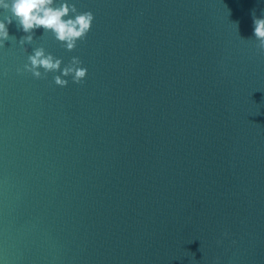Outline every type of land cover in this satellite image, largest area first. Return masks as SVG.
<instances>
[{"label":"water","instance_id":"obj_1","mask_svg":"<svg viewBox=\"0 0 264 264\" xmlns=\"http://www.w3.org/2000/svg\"><path fill=\"white\" fill-rule=\"evenodd\" d=\"M66 2L73 50L0 46V264H264V0ZM36 47L83 82L24 71Z\"/></svg>","mask_w":264,"mask_h":264},{"label":"clouds","instance_id":"obj_2","mask_svg":"<svg viewBox=\"0 0 264 264\" xmlns=\"http://www.w3.org/2000/svg\"><path fill=\"white\" fill-rule=\"evenodd\" d=\"M0 10L9 13L0 20V46H4L6 40L15 39L9 36L7 28V25L15 21L18 30L26 33L19 40L21 46L26 43L31 44L34 31L42 28L44 33L51 32L58 42L71 51L76 47L78 40L85 39L94 19L91 12L78 13L76 7L67 3L66 0L58 6L56 0H0ZM252 18L253 37L258 42L257 48L260 54L264 55V16L257 18L253 12ZM236 27L238 30V24ZM61 64L60 59L46 54L43 47H36L27 56V63L24 64L23 70L30 72L37 79L49 72H59L60 74L53 79L54 83L60 87L68 84V80L62 77L70 76L72 83L75 84L83 82L87 69L80 66L81 61L78 57H72L63 68Z\"/></svg>","mask_w":264,"mask_h":264}]
</instances>
